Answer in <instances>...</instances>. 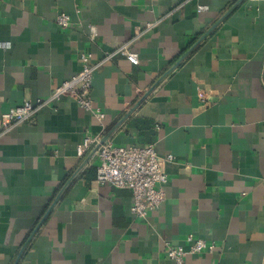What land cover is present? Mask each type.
<instances>
[{
    "label": "crops",
    "instance_id": "obj_1",
    "mask_svg": "<svg viewBox=\"0 0 264 264\" xmlns=\"http://www.w3.org/2000/svg\"><path fill=\"white\" fill-rule=\"evenodd\" d=\"M125 43L138 64L105 59ZM82 53L105 119L63 96L0 137V264H174L190 233L216 248L185 264H264V0H0V125ZM124 117L110 141L153 143L168 174L146 219L95 180L97 154L77 172L78 145Z\"/></svg>",
    "mask_w": 264,
    "mask_h": 264
},
{
    "label": "built area",
    "instance_id": "obj_2",
    "mask_svg": "<svg viewBox=\"0 0 264 264\" xmlns=\"http://www.w3.org/2000/svg\"><path fill=\"white\" fill-rule=\"evenodd\" d=\"M204 7H201L202 10ZM71 17L67 13H60L57 24L67 27ZM152 23L147 25L151 28ZM130 43L121 45L117 50L107 53L105 59L111 58L116 53L125 55L132 63L138 64L137 53L129 49ZM82 62L81 70L61 83H59L47 99L37 101L25 100L20 105L3 113L5 125H0V137L7 133L12 127L32 117L40 108L56 103L61 97L69 96L85 110L96 115L101 121L106 114L96 104L91 94L93 79L101 63H91L89 55H80ZM100 136H86L77 147L80 157L85 156L90 150L99 144ZM100 159L97 166L96 178L98 183H110L118 188H128L133 193V213L141 219H146L148 214L160 208L166 201L165 185L168 174L165 170L164 159H162L153 143L139 146L116 145L112 141L101 144L96 152ZM169 155L167 159H171ZM189 245H170L167 249V257L174 264H185L188 254H196L204 251L212 252L216 248L215 243L207 242L204 238L190 233L187 237Z\"/></svg>",
    "mask_w": 264,
    "mask_h": 264
},
{
    "label": "water",
    "instance_id": "obj_3",
    "mask_svg": "<svg viewBox=\"0 0 264 264\" xmlns=\"http://www.w3.org/2000/svg\"><path fill=\"white\" fill-rule=\"evenodd\" d=\"M233 8V7H232ZM225 17V16H224ZM222 17L221 19H219L218 23L221 22L223 20ZM163 78V77H162ZM158 83V82H157ZM157 83H155V85L150 89L148 90L143 99L146 98L150 92L155 88V86L157 85ZM133 111V110H132ZM132 111H130L128 114H130ZM126 117H124L121 121H119L116 125H114L106 134H104L101 139H100V142L99 144H97L95 147H93V149L89 152V154L86 156V158L84 159V161L81 163L80 167L78 168L77 172L80 171L84 166L87 165V163L93 158V156L96 154L99 146L105 142H107L108 140H110V138L112 137V135L114 134V132L116 131V129L118 128V126L123 122V120L125 119ZM17 264V263H16Z\"/></svg>",
    "mask_w": 264,
    "mask_h": 264
}]
</instances>
